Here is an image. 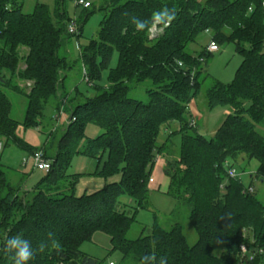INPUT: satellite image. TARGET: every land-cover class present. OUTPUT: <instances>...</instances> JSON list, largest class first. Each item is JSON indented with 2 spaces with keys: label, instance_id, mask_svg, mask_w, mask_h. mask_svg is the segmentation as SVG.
Here are the masks:
<instances>
[{
  "label": "trees",
  "instance_id": "16d2710c",
  "mask_svg": "<svg viewBox=\"0 0 264 264\" xmlns=\"http://www.w3.org/2000/svg\"><path fill=\"white\" fill-rule=\"evenodd\" d=\"M65 2L55 0L53 11L36 4L32 12L24 13L18 0H0L2 149L13 146L27 155L40 150L51 164L28 193L9 182L7 171L13 170L0 164V239L22 233L37 250L29 264H99L80 250L97 232L109 237L111 251L123 261L140 263L144 255L154 252L166 256L168 264H264V206L252 181L248 187L253 191L248 192L240 179L227 173L232 168L228 159L245 156L258 162L254 178L264 182V135L256 131V125L264 122L262 0H103L97 9L103 15L98 32L79 49L82 69L95 94L84 97L75 89L83 101L69 105L61 136L56 139L51 131L43 147L34 149L16 131L19 126L38 128L46 107L52 104L58 112L63 105L70 68L67 58L59 55L63 40L79 39L95 12L87 11L92 5L83 9L86 13L78 25L68 16ZM164 6L177 9L170 26L154 37L149 31H137L132 17L149 19ZM74 21L77 32L70 34ZM202 34H209L218 47L232 44L242 59L230 83L213 80L205 92L208 109L227 106L231 110L210 139L197 132L189 111L202 90V62L213 54L206 47L198 55L187 52ZM114 57L115 66L110 67ZM105 70L107 86L102 87ZM145 82L152 85L146 91L148 101L129 98L130 86ZM4 89L26 98L21 122L12 119ZM171 123H178L170 136L179 135L180 144L178 158L166 159L167 194L177 208L188 211V222L197 235L192 246L181 225L167 231L156 218L148 235L126 238L138 211L148 206L149 180L166 146L157 139ZM89 126L98 129L97 136H86ZM76 156L101 164L98 173L104 179L118 174L120 180L75 196L77 176L67 171ZM122 199L130 203L119 211ZM50 232L62 245L60 254L51 247ZM41 242L48 245L44 252L38 250ZM217 244L224 248L219 256L213 253ZM243 245L248 252L262 249L263 253L249 261L241 256ZM0 264L12 261L0 254Z\"/></svg>",
  "mask_w": 264,
  "mask_h": 264
},
{
  "label": "rangeland",
  "instance_id": "374dc122",
  "mask_svg": "<svg viewBox=\"0 0 264 264\" xmlns=\"http://www.w3.org/2000/svg\"><path fill=\"white\" fill-rule=\"evenodd\" d=\"M18 1L22 3L24 13L32 12L36 4H44L48 6L51 11L55 8V0ZM84 1L92 5L87 11L94 9L95 12L83 25L82 36L79 39L74 36L65 37L59 52L60 56L67 58L68 64L70 65L69 70L66 71V78L64 81V93L68 94V96L65 98L58 112H54L52 104L45 108V117L38 128L24 129L19 126L16 131L18 138L31 148H42L51 131L56 139L59 138L69 119L70 107H74L77 102L83 101V96L81 94H83L84 97H91L95 94L94 90L91 88V83L86 78L85 69H82L79 49L87 45L89 40L95 38L98 32L103 15L102 12L97 11V9L103 0ZM64 8L70 18L77 20L78 25L82 23L83 16L86 13L85 10L81 7H76L73 0H66ZM210 39L211 37L209 34L198 36L196 42L187 47V52L192 55H198L204 47H207ZM241 60V57L235 52L234 46L232 44H227L219 46L218 52L208 55L202 62V73L199 77V80H202V90L196 99L191 101L189 111L192 119L197 124V132L206 139H210L214 136L216 130L225 117L230 114L231 110L227 106L216 107L211 110L208 109L206 106L205 92L211 86L213 80L224 84L230 83L234 78ZM115 63L116 57L112 59L110 67H114ZM106 78L107 70L102 72L100 81L102 87L107 86ZM130 87L129 98L143 103L148 101L146 91L152 88L149 82L131 85ZM75 89L81 94H77L76 91H74ZM4 91L11 102L12 119L21 122L25 116L26 98L9 89H4ZM72 98L73 102H75L73 104H71ZM59 113L63 114L60 115ZM54 117L57 118V121L53 119ZM177 128L178 123H171L168 128H162L160 132L157 143L160 145L166 142L164 158L158 157L156 160V165L151 176L155 182L149 187L148 206L146 209L138 211L136 222L126 234L128 240H135L141 236L142 233L143 235H148L154 224V218H156L158 224L167 231L176 224L181 225L183 235L189 246L194 245L197 241V235L187 219V209H183L182 207L177 208L178 204L176 201L171 199L167 194L169 178L165 175L164 170L166 168V159L175 160L178 158L180 136L177 134L170 136V133L176 131ZM256 131L264 135V122L261 125H256ZM98 132L97 128L89 126L86 130V136L95 137ZM50 155H52V152ZM27 156L26 153L16 147L9 146L0 151V164L13 170L12 172L7 171V178L13 186L20 185L31 192L46 173L33 169L31 161H29L25 167L22 166L21 162L23 158ZM227 162L229 165H232L236 173V178L240 179L245 188H247L250 181H252L256 196L264 206V182L255 180L254 178L258 162L256 160H247L245 156H238L236 160L228 159ZM3 169L5 170V168ZM100 169L101 164L98 166L97 161L90 158L76 156L73 159L67 171V175L77 176V182L74 186L75 196L94 193L103 188L105 184L118 182L120 180L118 174L104 179L98 173ZM31 195L32 194L29 193L30 197ZM243 248L247 249L244 245ZM80 250L82 253L98 261L99 264H140L134 260H121V255L118 252L111 251L109 237L100 232L95 233L91 241L83 244ZM223 250V245L217 244L214 247L213 253L219 256Z\"/></svg>",
  "mask_w": 264,
  "mask_h": 264
},
{
  "label": "clouds",
  "instance_id": "9594fccd",
  "mask_svg": "<svg viewBox=\"0 0 264 264\" xmlns=\"http://www.w3.org/2000/svg\"><path fill=\"white\" fill-rule=\"evenodd\" d=\"M177 9L164 6L153 11L151 17L146 20H141L138 17H132V23L137 31H150L152 28L163 29L170 26L171 22L176 19ZM48 240L51 242V247L57 254L63 251L60 242L55 239L53 233H48ZM46 242L39 244L38 250L44 252L47 247ZM36 249L33 248L32 242L26 239L22 233L15 235H7L0 239V254L8 257L12 264H29L35 258ZM140 264H168L166 256L157 257L156 254L149 253L141 258Z\"/></svg>",
  "mask_w": 264,
  "mask_h": 264
},
{
  "label": "built area",
  "instance_id": "2783aa9c",
  "mask_svg": "<svg viewBox=\"0 0 264 264\" xmlns=\"http://www.w3.org/2000/svg\"><path fill=\"white\" fill-rule=\"evenodd\" d=\"M74 4L76 7H81L82 9H86V8H89L91 6V4L87 1H84V0H73ZM261 7H262V11L264 13V0H262L261 2ZM162 31V29H159V28H152L149 33H150V37H154L158 34H160ZM68 32L70 34H74L77 32V26H76V23L75 21L71 23V25L69 26L68 28ZM206 50L207 52L209 53H216L219 51V47L215 44V42H213L212 40L208 43L207 47H206ZM179 66H181V64H179ZM30 84L28 83L27 86H29ZM2 150V143L0 142V151ZM31 161L32 162V165H33V169L35 170H38V171H42V172H45V173H48L49 170H50V167H51V164H50V161H48L45 157H44V153L40 150L38 151H35L34 153L28 155L27 157L23 158L21 164L22 166H26L27 163ZM228 176L230 178H236V173H235V170L233 168H230L228 170ZM150 183L153 182L152 179L149 180ZM247 191L248 192H252L253 191V188L251 187H248L247 188ZM241 248V254H242V257H247L249 261H252L256 254H262L263 253V250L260 249L257 251V253L254 251V252H248L247 249L240 247ZM109 264H113V263H109Z\"/></svg>",
  "mask_w": 264,
  "mask_h": 264
},
{
  "label": "crops",
  "instance_id": "0c3cea01",
  "mask_svg": "<svg viewBox=\"0 0 264 264\" xmlns=\"http://www.w3.org/2000/svg\"><path fill=\"white\" fill-rule=\"evenodd\" d=\"M200 1H202V0H200ZM60 115L61 114H63V113H59ZM55 118V120L57 121V118L56 117H54ZM68 122V121H67ZM152 180H153V178H151ZM154 180H153V182L152 183H149V185H148V187H151V184H154ZM24 188V187H23ZM23 191H26V192H28V190L27 189H23ZM130 203V201L129 200H127V199H122L121 200V203H120V205L118 206V210L119 211H121L122 210V207L124 206V205H127V204H129ZM150 233V232H149ZM148 233V234H149Z\"/></svg>",
  "mask_w": 264,
  "mask_h": 264
}]
</instances>
